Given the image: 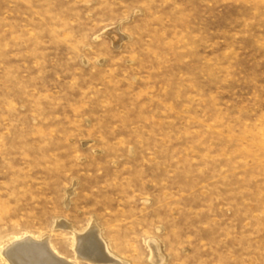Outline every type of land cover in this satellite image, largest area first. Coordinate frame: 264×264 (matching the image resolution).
<instances>
[{"label": "rangeland", "instance_id": "obj_1", "mask_svg": "<svg viewBox=\"0 0 264 264\" xmlns=\"http://www.w3.org/2000/svg\"><path fill=\"white\" fill-rule=\"evenodd\" d=\"M45 242L264 264V0H0V264Z\"/></svg>", "mask_w": 264, "mask_h": 264}, {"label": "bare ground", "instance_id": "obj_2", "mask_svg": "<svg viewBox=\"0 0 264 264\" xmlns=\"http://www.w3.org/2000/svg\"><path fill=\"white\" fill-rule=\"evenodd\" d=\"M111 34V33H110ZM93 230V229H92ZM75 237H76V235H75ZM30 238V237H29ZM84 238H86V237H79V238H75L76 239V243L74 244V246H76V249L77 250H79L80 252H81V254H83V255H85V256H90V255H93L94 257L95 256H98L97 258H101V257H103V256H106V254L107 253H103L102 251H99L100 250V248H99V246H97V245H93V244H89V248L88 249H83V247H84V245L83 244H85V240H83ZM94 238V237H93ZM25 241V240H24ZM20 242V241H19ZM34 242V241H33ZM37 242H39V241H37ZM75 242V241H74ZM97 242V241H96ZM16 243V242H15ZM104 243V242H103ZM44 245V246H43ZM48 245L49 244H47V242H45V243H38V244H34V246H32V247H29V246H24V247H22L23 249H22V258H24L23 260H21L22 261V264H35V262H38L37 260H35V259H37L36 257H37V255H39V254H44V251L46 252V250H47V252H49L50 251V247H48ZM44 247V248H42V247ZM107 246V245H106ZM17 248H18V246H17ZM52 248V247H51ZM52 251H54V250H52ZM78 252V251H77ZM107 252V251H106ZM50 253V252H49ZM55 255H56V253H54ZM111 254V253H110ZM10 255H11V251H10ZM50 256H51V261L49 262V264H69V263H66V262H64V263H62L63 262V260H62V258L60 259V258H56V257H58V256H56V257H54V255L53 254H51L50 253ZM93 257V258H94ZM91 258V257H90ZM96 259V258H95ZM94 259V260H95ZM97 260V259H96ZM20 261V262H21ZM74 263L76 262V261H73ZM101 262V261H100ZM103 262V261H102ZM73 263V264H74ZM14 264V263H13ZM21 264V263H20ZM72 264V263H71ZM159 264V263H158ZM161 264V263H160Z\"/></svg>", "mask_w": 264, "mask_h": 264}]
</instances>
